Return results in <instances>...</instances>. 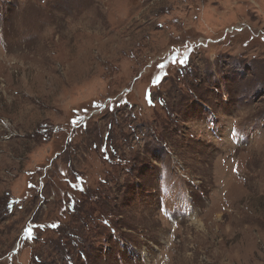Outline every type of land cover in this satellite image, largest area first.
I'll return each instance as SVG.
<instances>
[{"label":"rangeland","instance_id":"1","mask_svg":"<svg viewBox=\"0 0 264 264\" xmlns=\"http://www.w3.org/2000/svg\"><path fill=\"white\" fill-rule=\"evenodd\" d=\"M0 264H264V0H0Z\"/></svg>","mask_w":264,"mask_h":264},{"label":"flooded vegetation","instance_id":"2","mask_svg":"<svg viewBox=\"0 0 264 264\" xmlns=\"http://www.w3.org/2000/svg\"><path fill=\"white\" fill-rule=\"evenodd\" d=\"M164 63H167V61H164ZM164 63H163V64H164ZM161 64H162V63H161Z\"/></svg>","mask_w":264,"mask_h":264}]
</instances>
